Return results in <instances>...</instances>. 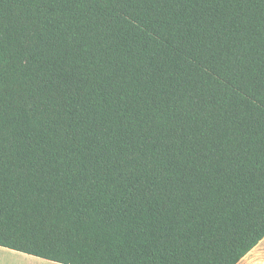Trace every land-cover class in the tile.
I'll list each match as a JSON object with an SVG mask.
<instances>
[{
	"label": "trees",
	"instance_id": "1",
	"mask_svg": "<svg viewBox=\"0 0 264 264\" xmlns=\"http://www.w3.org/2000/svg\"><path fill=\"white\" fill-rule=\"evenodd\" d=\"M263 240L264 0H0V247L239 264Z\"/></svg>",
	"mask_w": 264,
	"mask_h": 264
},
{
	"label": "rangeland",
	"instance_id": "2",
	"mask_svg": "<svg viewBox=\"0 0 264 264\" xmlns=\"http://www.w3.org/2000/svg\"><path fill=\"white\" fill-rule=\"evenodd\" d=\"M257 250H254L253 254L242 264H264V243L259 245ZM6 260V262H5ZM0 264H39V263H29V261L17 257L14 254L3 252L0 250Z\"/></svg>",
	"mask_w": 264,
	"mask_h": 264
},
{
	"label": "crops",
	"instance_id": "3",
	"mask_svg": "<svg viewBox=\"0 0 264 264\" xmlns=\"http://www.w3.org/2000/svg\"><path fill=\"white\" fill-rule=\"evenodd\" d=\"M264 243V240L259 244V245H263ZM258 245V246H259ZM258 246L256 248H258ZM254 249V250H257V249ZM0 250L3 251V252H7V253H10V254H14L15 256L17 257H21L27 261H29V263H32V262H35V263H39V264H59V263H56V262H52V261H48V260H45V259H42V258H38V257H35V256H31V255H28V254H24V253H21V252H18V251H14V250H10L8 248H3V247H0ZM254 250L252 252H250L249 254H247L241 261L239 264H242L243 262H245L254 252ZM245 260V261H244ZM6 262V260H5Z\"/></svg>",
	"mask_w": 264,
	"mask_h": 264
}]
</instances>
